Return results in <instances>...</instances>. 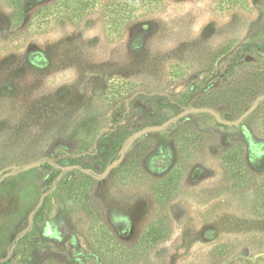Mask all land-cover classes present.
<instances>
[{
	"label": "rangeland",
	"instance_id": "obj_1",
	"mask_svg": "<svg viewBox=\"0 0 264 264\" xmlns=\"http://www.w3.org/2000/svg\"><path fill=\"white\" fill-rule=\"evenodd\" d=\"M0 264H264V0H0Z\"/></svg>",
	"mask_w": 264,
	"mask_h": 264
}]
</instances>
